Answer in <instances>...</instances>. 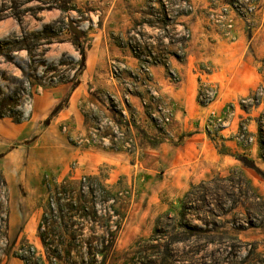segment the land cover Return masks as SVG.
I'll list each match as a JSON object with an SVG mask.
<instances>
[{
  "label": "rangeland",
  "instance_id": "obj_1",
  "mask_svg": "<svg viewBox=\"0 0 264 264\" xmlns=\"http://www.w3.org/2000/svg\"><path fill=\"white\" fill-rule=\"evenodd\" d=\"M0 121L32 127L0 151V264H23L22 245L43 253L47 179L123 180L119 254L203 181L239 169L264 197V0H0ZM238 220L220 219L215 235L240 244L219 256L264 264V227Z\"/></svg>",
  "mask_w": 264,
  "mask_h": 264
},
{
  "label": "trees",
  "instance_id": "obj_2",
  "mask_svg": "<svg viewBox=\"0 0 264 264\" xmlns=\"http://www.w3.org/2000/svg\"><path fill=\"white\" fill-rule=\"evenodd\" d=\"M200 98L201 91L198 103L203 105ZM243 102L254 108L261 99L249 94ZM258 133L264 132L260 128ZM259 144L262 150L264 144L261 141ZM239 162L245 167L250 168V164L254 167L245 157ZM122 183L120 180L117 185H109L97 175L80 180H71L68 176L61 183L55 178L52 182L45 180L47 201L37 226L43 253L39 254L32 245H22L15 257L23 264H229L231 260L227 256L219 255L225 252L234 257L239 250L233 241L239 244L240 241L231 239L229 246L222 235H215L220 219L232 216L248 228L252 223L257 224L256 228L264 227V197L242 171L235 169L226 176L219 175L190 187L178 213L164 214L150 238L134 243L129 251L119 254L115 242L125 217L123 205L127 198ZM0 186L7 191L1 172ZM187 242L199 246L183 251ZM217 245L228 249L207 254L208 246Z\"/></svg>",
  "mask_w": 264,
  "mask_h": 264
},
{
  "label": "crops",
  "instance_id": "obj_3",
  "mask_svg": "<svg viewBox=\"0 0 264 264\" xmlns=\"http://www.w3.org/2000/svg\"><path fill=\"white\" fill-rule=\"evenodd\" d=\"M48 99L46 97L33 99L31 108L35 117L39 118L40 115L43 114L44 109L50 106V101ZM29 132H32V127L28 123L11 124L0 121V151L7 150L9 146H12L13 144H18L19 142L26 141L30 134ZM22 154L23 152H21V155ZM15 167H18V165H15ZM16 221L17 216L14 215V225L16 224Z\"/></svg>",
  "mask_w": 264,
  "mask_h": 264
},
{
  "label": "water",
  "instance_id": "obj_4",
  "mask_svg": "<svg viewBox=\"0 0 264 264\" xmlns=\"http://www.w3.org/2000/svg\"><path fill=\"white\" fill-rule=\"evenodd\" d=\"M70 28L75 32H79L78 29H76L72 23H70Z\"/></svg>",
  "mask_w": 264,
  "mask_h": 264
}]
</instances>
